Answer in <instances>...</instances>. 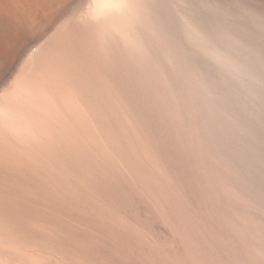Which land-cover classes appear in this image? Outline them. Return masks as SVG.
<instances>
[{
    "label": "rangeland",
    "instance_id": "1",
    "mask_svg": "<svg viewBox=\"0 0 264 264\" xmlns=\"http://www.w3.org/2000/svg\"><path fill=\"white\" fill-rule=\"evenodd\" d=\"M92 1L79 0L71 6L61 16L62 19L59 18L40 36L31 52L26 54L28 60H22L4 85L5 88L13 87L17 75L18 78L23 75L25 82L31 76H37L40 86L37 92L41 91V95L36 92L35 97L31 95L30 101L25 92L22 96V91L18 93L22 101L21 106L19 104L22 118L19 115L18 118L22 124L16 123L24 124L22 128L26 127L25 131L20 130L24 131L22 134L25 138L28 137H23L24 142L17 136L13 137L11 132L3 131L0 135V226L3 229L6 226L4 230L9 232L19 230L18 236L24 235L23 239L28 234V229L24 227L28 226H52L54 230L58 228L60 232L78 235L81 240L89 242L88 264H186L188 256L186 259L185 244L190 240V244L194 243L192 239L195 235L189 236L190 233L183 231L187 238L185 240L177 226H212L209 229L217 228L227 235L223 226L229 223L227 226L233 225L239 229L248 227L251 231L246 241L242 238L245 236L236 235V238L230 233L236 238V250L238 255L241 254L243 264H264L263 7L254 0H169L164 5L151 1L154 12L165 19L163 40H155L154 45L148 44L142 48L123 45L127 48L118 50L120 54L117 55L109 47L112 48L115 39V43L121 42L118 36H114V40L105 36L104 39L111 40L110 46L106 40L95 43L99 40L96 38L98 34L92 33L95 32L92 30L94 18L91 21L89 14H86L94 4ZM78 8L82 10L80 12H85H76ZM159 8L162 14L158 13ZM75 13L80 16L77 17ZM93 36L97 39L95 42L91 38ZM83 42L88 44L84 45ZM104 42L107 44L104 45ZM87 45L89 49H86ZM42 46V49L49 46V53L45 55V51L39 49ZM105 46L111 53L109 55L106 49L100 61L93 51H103ZM83 48L87 51L86 56ZM51 54H54V58ZM39 57L43 65H39ZM51 57L55 61H52L53 64ZM35 65L41 68L35 69ZM108 67L128 70L132 82L141 81L149 93L148 82L153 84L158 78L169 84L171 90L174 86L175 92L171 91L169 95L176 105V112L171 115L175 119L174 126L187 141L194 142L205 151L200 157L194 156L192 159L197 167L198 159L206 156L202 159L210 162L216 175L222 176V190L224 188L226 195L221 190L222 194H218L220 199L215 195L212 198L214 202L208 201L209 198L205 199L201 193L204 188L202 180L190 177L179 167L177 169L175 161L165 158L163 162L147 152L149 160L146 164L151 172L165 176L170 184L169 188H163L158 182L142 175V172L139 175L133 170L97 128L93 139L99 140L101 146L110 151L115 163L114 171H117L110 175L96 174L88 184V179H83L86 178L84 175L76 176L72 171H68L65 177L61 176L64 167L72 161V147L74 149L77 145L75 142L79 140L75 136L81 134L83 128H78V134L72 135L71 130L67 129H71L73 123L71 127L70 123L66 127L64 125V117L67 116L62 107L65 92L74 98L72 89H75V85L76 90H81V87L68 84L70 89L66 82L61 81L60 70ZM53 75H56L55 78ZM109 78L107 82L104 81L105 86L108 85L107 93L112 92L111 88L115 87L116 90L120 86L116 79L108 83ZM98 84L96 82L97 87ZM92 90L90 87L85 98H74L77 108L85 117L92 110L91 95L101 92ZM194 103L202 109L198 114L201 117L202 112L201 119L206 120L205 124L194 110ZM5 115V111L0 109V120ZM87 142L86 137L78 141L82 145ZM90 143L93 144L92 138ZM51 180L59 182L58 186L55 184L56 191L49 189L48 182ZM216 202L221 211L219 217L213 215L211 206ZM30 234L29 241L32 240Z\"/></svg>",
    "mask_w": 264,
    "mask_h": 264
},
{
    "label": "bare ground",
    "instance_id": "2",
    "mask_svg": "<svg viewBox=\"0 0 264 264\" xmlns=\"http://www.w3.org/2000/svg\"><path fill=\"white\" fill-rule=\"evenodd\" d=\"M78 1L79 0H0V109L4 110L6 114L5 117H3L2 120H0V126H1L0 135L3 133V131H6V133L11 132L12 135H14L13 137L17 136L19 140H23V142L25 141L23 139L24 137L23 134L26 127L22 128L24 124L20 125L22 124V122L20 123L21 120L18 118L19 116L21 117L22 114L20 113L21 110H19V104L21 106L20 103L21 100L20 97L18 96V93L22 91L20 94L22 96V93L25 92L26 95L30 98L29 99L27 97L28 100L31 101V95H34L35 97L37 89H39L40 87L39 81L36 80L37 76H31L25 82V80L22 78L23 75L19 76V78L17 75L14 78L15 84L13 83L14 86L16 85L15 88L14 86L5 88L4 85L6 81H8L9 77L14 73V71H16V68L22 62V60L26 58L28 60V56L26 57V54H29V51L31 52L33 46L36 45L35 43L38 41V39H40V36L45 31L47 32L49 28L52 27V25H55L57 23L56 21H58V19L61 18V16H63V14L66 13V11H69L68 9H71V6L75 5V3ZM84 1H90V0H84ZM151 1H153V3L154 2L155 3L159 2L160 4L163 3V5L169 2V0H93L92 1L94 2L93 6L91 5L90 2H88V5L90 3L92 7L89 5L90 6L89 8L91 9L86 14H89L88 17L90 18V20L92 19V17L94 18L93 19L94 27H92L93 28L92 30L95 32L92 33L93 35L94 33L95 35L96 33L98 34L96 35V38L99 40V42H95L97 39L95 40L94 36L91 38H94L95 43H100L103 42V40H106L104 38H106L107 36H109V38L112 37L110 38L112 40H114L113 39L114 36H115L114 38L118 36L117 39L118 41L119 39H121L120 43L122 44L115 43L116 42L115 39L114 41H112L114 43L112 48L110 46V44L112 43L111 40L110 41H108L109 39L106 40V42H109L108 43V45L110 46L109 49L112 52L114 51L113 53L117 55L120 54L119 51H121L122 48H127V47H123V45H128L135 48L138 47L142 48L144 45H148V44L154 45L153 43L155 42V40H159V39L161 40L163 38V32L165 30L164 28L165 19H163V17L161 18L160 17L161 15L159 16L154 12V7H153L154 5L151 6L152 5ZM254 1L260 4L264 9V0H254ZM85 5L87 9L88 7L87 3ZM163 8L166 9L165 6ZM78 9L79 11L76 10V12L79 13L85 12V11L80 12L81 9L80 8ZM87 11L88 10H86V12ZM157 11L158 13H160L159 12L160 8L157 9ZM75 14L78 17L79 14L77 13ZM166 14H168V12ZM70 17L72 16L70 15ZM85 19L87 20V18ZM90 24L92 25V23ZM91 25H90V29H91ZM84 29L85 28H83V30ZM103 34L106 35L100 36V38L103 37V39L100 40V38H98L97 36ZM89 35H91L90 32ZM106 42H104V45L107 44ZM86 44H88V42ZM86 44L84 43V45ZM115 44H117L115 47L116 49L113 50ZM88 46L89 45H87L86 49H89ZM45 47L46 48L42 49L43 48L42 46L39 47V49L44 50L45 53L44 52L43 53L46 55L47 52L49 53V51H47V48L49 46L48 47L45 46ZM91 47H92V43H91ZM49 49L50 48H48V50ZM86 49L84 50L83 48L84 51L81 49L84 52L85 56H86L85 52H87ZM106 49L108 50V46H105L103 51L101 50L93 51V55L97 56L98 58L100 57L99 59L101 61V59L104 58ZM110 50H108V52ZM110 53L111 52H109V55ZM114 54L113 56H115ZM121 54H123V52ZM51 56L53 57L54 54L53 55L51 54ZM52 57L51 59L54 58ZM40 59L41 57H39L38 59L39 62L42 61ZM27 60L24 61L26 62ZM47 60L48 57L46 58V61ZM52 61H54V59L51 60V63ZM42 62H40L39 65L42 64ZM37 67L39 69L40 66L37 65ZM37 67L35 69H37ZM30 71L29 73H31ZM60 71H61L60 72L61 81L66 82L67 85L69 84L70 86L74 84H78L81 87V90L80 89L76 90L77 86L75 85L74 86L75 89H72L73 97L75 99L77 97L85 98V95L87 94V91L90 90V87L91 90L94 89L92 90L94 92L97 91L96 89H98L99 91L101 90L99 94L97 91V94L94 93L93 95H91L92 98L90 100V103L92 110L90 114L86 115V117L85 114L83 116L79 111V109L77 108V105L75 104L74 98H72L71 94L70 96H68L67 91L65 92L64 101H62L63 102L62 107L65 111V114H67V116L65 115L64 117V120H66L67 123L66 121H64L65 122L64 125L66 127V125L70 123L69 125L71 127V123H73L71 129H67V130H71L72 135L73 133L77 135L78 128L79 130L80 128L81 130L83 128L81 134L75 137H79V140H82L83 138L86 137L88 142L85 145L78 143L79 140L75 142L77 145L74 146V149L72 147V151H73L72 161L71 163L70 162L67 163V165L64 167L63 169L64 171L61 176L65 177V175L68 174L67 173L68 171L69 172L72 171L75 173L76 176L84 175L86 178L83 177L80 178H83L84 180L88 179L86 183L88 184V181L89 180L92 181L91 178L96 176V174L110 175L113 174V172L117 171V169L114 171L113 166L115 165V163L111 157L110 151L105 146H101L99 140L97 141L93 139L92 135L94 134L97 128L101 136L106 140H108V142L111 144L113 150H115V152H117L121 157H123L127 162V164L133 170H136L138 174L142 172V175H146L148 178L158 182L163 188L170 187L169 186L170 184L168 185V181L165 176L154 175L151 172L149 166L146 164V162L148 163L149 160V156L147 152H151L154 155H156L158 158H160L163 162L165 158L170 159L172 162L175 161L174 166L177 169L179 167L183 173H186L190 177H195L198 178L197 180H202L204 188L201 187L203 188L202 189L203 191L201 190L200 191L202 195L205 196V199L206 197L209 198L208 201L214 202L212 198L215 197V195L217 196V199L221 198V196L219 198L218 194L221 193L220 191L222 190V187L224 185L222 176L221 175L218 176L212 171L213 169L209 165L210 162L208 163L207 161L202 159L203 157L206 158V156L204 155L200 159H198L199 162H197V167H196V163L194 162L192 157L194 156L200 157L201 154L202 153L204 154L205 151L201 150V148L194 142L187 141L180 133V130L174 126L175 119L171 115L176 112V105L172 101V98H170L172 94L171 91H173L174 86L173 89L171 90V86L169 84H166L165 82L163 83V81L160 80L159 78L156 81V77H155V81H156L155 83L152 84L148 82V87L150 90L149 93L144 89L143 83H141V81L132 82L133 79L129 77L127 74L128 70L118 69L115 67L92 68V69L91 68L61 69ZM26 73L24 74L25 76ZM56 75H53L54 78ZM40 77L43 76L40 75ZM107 78L110 79L108 80V83L116 79L119 82L118 83L120 85L119 88L117 87L116 90H114L115 87L114 89L111 88L112 92L107 93L106 88L108 85L105 86V83L107 82ZM96 82L100 84V85L98 84L99 85L98 87L96 85ZM50 84L48 83V85ZM61 84H63V82ZM43 86L41 88H43ZM47 89L48 88L45 89L46 92ZM55 90L57 92V88ZM92 91L91 94L93 93ZM53 93L54 92H52V94ZM38 94L41 95V91H38L37 95ZM43 94L44 93H42V95ZM43 101L44 102L46 101L45 98ZM193 106L199 119L205 124L206 120L203 121V119H201L202 112H201V117L198 114L202 109L195 103L193 104ZM44 110L46 109L44 108ZM47 112L48 110L46 111V113ZM17 118L19 120H17ZM17 121L20 124L16 123ZM207 123L209 122L207 121ZM74 124L77 127L74 126ZM20 130H24V131L20 132ZM35 137L37 138V136ZM75 137L74 140L76 141L77 138L75 139ZM18 138L16 139L18 140ZM91 138L93 140V144L90 143ZM89 143L91 145H89ZM21 158L22 157H20V159ZM176 164H178L179 166H177ZM183 177L185 176L183 175ZM55 184H57L58 186L59 182L54 183L52 180L49 181L48 182L49 189L54 190L56 186ZM223 191L224 188L222 190V193L225 194V192ZM167 194L168 193H165V195ZM155 197L157 198V196ZM50 199L52 200L53 198L50 197ZM217 203L218 202L211 203V206L213 208V215L219 217L218 215L220 210H218L219 206L217 205ZM208 204L210 203L208 202ZM220 214L222 216V213ZM224 220L226 221V219ZM227 225H229V223ZM227 225L223 226L225 231L227 232V235L225 234V232H223L220 229L217 228H212V230L209 229V227L212 226H177V229L180 228V230L182 231V233L179 231L182 236L184 235L183 231L184 233L185 231L190 233L189 236L191 234L193 236L195 235L194 239H192V241L194 240V243L190 244L191 240L189 243L188 242L186 243L185 241L186 251H187L186 259L188 256L186 262L188 264H243V261L241 260V256H240L241 254L239 253L240 255H238V250H236L238 248L236 247L237 246L236 238L238 237V236L236 237V235L245 236L242 238L244 240L245 238L246 240H248L247 237L250 235V234L248 235V233H250L251 231L248 229V227L245 228L243 226L244 228L241 227V229H239L237 226H233V225L227 226ZM28 227L27 228L24 227V229L26 230L28 229L27 230L28 234L30 233L32 234L29 235L31 236L32 239L30 241H29L30 237L28 239V234L25 233L26 231L24 232L23 228L22 229L24 234H27V237L25 236L26 237L25 239H23L24 235L23 237L18 236L17 232H19V230L9 232L4 230L5 228H7L6 226L4 227V229L2 226H0V264H88L87 255L89 249H87V247L89 245L88 244L89 242L87 240L85 239L81 240L80 238H78V235L72 234L67 231H65V233L60 232V230H58L57 228L58 226L57 227L55 226L58 232H56L57 230L56 229L54 230V227L52 226H28ZM9 229L11 230L12 227H10ZM23 232L21 234H23ZM230 233L233 234V236H235L236 238L235 237L233 238V236ZM185 236L186 235H184L183 237ZM253 236H255V233L253 234ZM251 238L253 237L251 236ZM185 240H187V238ZM250 253L252 255V251ZM252 258L254 259V257H251L250 259ZM260 263L261 262H258L257 264Z\"/></svg>",
    "mask_w": 264,
    "mask_h": 264
}]
</instances>
